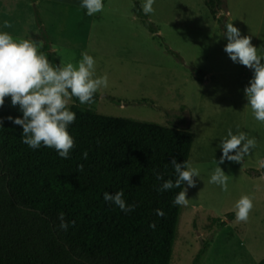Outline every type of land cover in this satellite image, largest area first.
Returning a JSON list of instances; mask_svg holds the SVG:
<instances>
[{
    "label": "rangeland",
    "instance_id": "obj_1",
    "mask_svg": "<svg viewBox=\"0 0 264 264\" xmlns=\"http://www.w3.org/2000/svg\"><path fill=\"white\" fill-rule=\"evenodd\" d=\"M223 2L215 21L204 0H156L146 21L134 13L144 0H104V10L94 16L85 14L81 0H0V26L12 25L2 30L41 42L50 61L76 65L85 51L95 58V75L107 74L109 85L84 108L192 134L188 164L199 177L193 187L184 183L189 201L180 206L170 264H192L205 246L199 264H257L264 258V122L246 107L243 90L252 72L228 58L222 36L232 23L264 55V0ZM73 104L70 98L69 108ZM228 129L247 133L256 144L239 163L217 165L229 176L225 192L209 177ZM242 195L253 197L246 222L235 218Z\"/></svg>",
    "mask_w": 264,
    "mask_h": 264
},
{
    "label": "trees",
    "instance_id": "obj_2",
    "mask_svg": "<svg viewBox=\"0 0 264 264\" xmlns=\"http://www.w3.org/2000/svg\"><path fill=\"white\" fill-rule=\"evenodd\" d=\"M204 5L219 21L223 0ZM134 13L148 21L138 3ZM72 100L76 119L68 131L75 145L68 159L52 148L23 144L22 128L6 119L22 115L18 106L6 97L0 107V264H170L180 213L172 200L184 184L158 192L163 181L156 176L175 180L171 160L188 163L192 134L96 114L84 108L96 93L91 104ZM119 190L137 205L134 211L125 214L103 200L104 192ZM156 209L165 215L157 216ZM60 212L75 221L67 231L58 227ZM205 249L192 264H199Z\"/></svg>",
    "mask_w": 264,
    "mask_h": 264
},
{
    "label": "clouds",
    "instance_id": "obj_3",
    "mask_svg": "<svg viewBox=\"0 0 264 264\" xmlns=\"http://www.w3.org/2000/svg\"><path fill=\"white\" fill-rule=\"evenodd\" d=\"M156 0H144L142 11L145 15L153 13ZM80 6L86 10L87 16H94L104 10V0H81ZM12 25L4 22L0 26V107L5 104V98H10L13 107L18 106L19 117L8 116L6 119L22 128L21 142L33 150L41 147L52 148L58 157L68 159L75 141L68 128L75 121L76 114L70 110L68 101L75 97L80 104H91L94 94L101 88H107L109 78L107 74L95 75L96 60L88 52H82V59L74 65L69 62L63 66L50 61L46 54L40 51L41 42L32 38L14 39L3 28ZM222 36L226 39L223 51L233 62L251 70L252 76L244 88L247 100L246 107H250L255 120L264 122V55L258 54L262 49L252 45L251 37L241 35L239 29L232 23L224 25ZM3 120H0V128ZM256 144L255 138H250L247 133L227 130L226 138L220 142L221 156L219 161H214L215 168L209 177V183L218 185L222 191H228V175L221 167L225 160L239 163L249 154L250 149ZM234 153V154H230ZM82 158L87 160L88 153L83 152ZM264 166V161H261ZM175 180H165L157 174L156 179L163 182L157 188L158 192L181 188L186 182L187 187L194 186V177H199V170L186 161L177 163L171 160ZM78 170L83 171L84 165H78ZM187 188L178 192L172 200L173 206H186ZM103 200L115 205L119 210L128 214L135 210V203H127L123 190L109 194L103 193ZM235 218L237 221L246 222L253 209V197L242 195L235 203ZM156 215L163 217L161 209L155 210ZM60 230L67 229L75 221L65 220L63 212L58 213ZM149 227L155 228V224Z\"/></svg>",
    "mask_w": 264,
    "mask_h": 264
}]
</instances>
